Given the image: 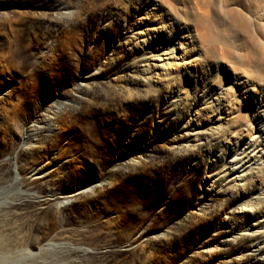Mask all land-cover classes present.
Returning a JSON list of instances; mask_svg holds the SVG:
<instances>
[{
  "label": "rangeland",
  "instance_id": "1",
  "mask_svg": "<svg viewBox=\"0 0 264 264\" xmlns=\"http://www.w3.org/2000/svg\"><path fill=\"white\" fill-rule=\"evenodd\" d=\"M98 3L0 0V129L15 110L0 134V195L41 192L32 204L44 244L58 247L49 264H264V228L251 227L261 215L239 211L255 192L226 182L204 106L190 98L203 82H160L140 59L177 51L173 39L141 37L145 24ZM24 178L33 186H10Z\"/></svg>",
  "mask_w": 264,
  "mask_h": 264
},
{
  "label": "bare ground",
  "instance_id": "2",
  "mask_svg": "<svg viewBox=\"0 0 264 264\" xmlns=\"http://www.w3.org/2000/svg\"><path fill=\"white\" fill-rule=\"evenodd\" d=\"M98 5L100 9L114 11V15L127 14L145 24L147 28L136 33L141 37L160 33L165 40L173 39L177 51L167 49L142 56L140 60L151 66L162 77L160 82L167 86L180 77L190 78L194 83L203 82L201 86L198 84L201 89L195 86L201 95L190 97L204 106L199 110L206 114L203 121L207 129L203 134L220 153L222 162H217L229 174L226 182L244 183L255 192L239 211L261 215L251 227L264 228V0H104ZM141 43L149 45L145 39ZM59 66L65 69L63 63ZM59 72L65 73L66 69ZM39 85L42 86L41 81ZM26 87L21 90L22 98L17 99L24 107L30 99L27 94L32 91L29 88L26 92ZM14 113L15 110L11 117L8 114L7 121L6 115L2 117L4 125L1 123L0 134L10 135ZM14 136L17 137L16 133ZM52 138L59 137L52 136L50 142ZM82 150L84 160L90 157L86 148ZM63 155L57 157L58 161ZM134 165L141 164L134 161ZM40 170L46 180L49 176L46 165ZM2 176L1 173L0 186L4 187ZM10 186L22 190L32 187L33 183L24 178L19 183L11 182ZM39 194L40 191L32 197L31 191L22 190L0 195V205L6 204L0 208V264H49L52 260L46 262V253L57 255L58 247L44 244V227L38 221L45 214L32 204ZM18 207H27L30 212H2ZM12 221L17 222L13 228ZM263 249L264 241L258 251Z\"/></svg>",
  "mask_w": 264,
  "mask_h": 264
}]
</instances>
